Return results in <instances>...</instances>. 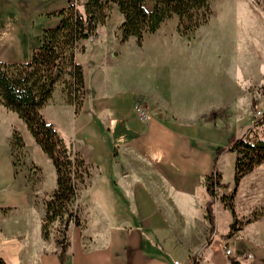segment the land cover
I'll use <instances>...</instances> for the list:
<instances>
[{"label": "crops", "instance_id": "0c3cea01", "mask_svg": "<svg viewBox=\"0 0 264 264\" xmlns=\"http://www.w3.org/2000/svg\"><path fill=\"white\" fill-rule=\"evenodd\" d=\"M74 1L0 0V48L6 56L0 62H28L42 32L59 24L53 14ZM146 10L151 12V2ZM122 21L112 6L107 21L97 30V39L81 42L84 51L75 54L83 69L86 97L81 112L73 117L80 118L91 104L88 117L77 124L89 151L88 159H82L102 180L98 203L102 211L93 227L83 224L70 229L77 230L78 237L65 264H168L164 257L169 254H176L173 262L189 264H264V213L226 239L232 215L216 200L215 231L206 245L204 180L212 173L216 145L224 141L226 117L250 105L248 79L239 87L229 71H215L214 54L208 64L206 53L179 56L167 43L157 42L149 50L146 39L141 46L134 38L120 43ZM102 30L105 39L100 37ZM90 48L92 59L84 65L78 56ZM87 71L98 77L99 91L91 102ZM138 97L151 110L146 124L133 112ZM65 105L70 106L58 84L41 113L52 124L46 108ZM219 110L228 115L214 121L204 118ZM8 113L0 109V258L6 264H60L54 241L41 236L44 201L56 188L54 168L48 159L38 162L31 157L26 144L38 151L35 142L30 134L19 132L26 166L16 172L9 144L17 123L14 117L10 121ZM230 134L227 140L246 135ZM234 162L233 153L217 162L225 186L218 189V198L232 191ZM223 170L229 173L225 181ZM233 209L237 219L256 210L264 212V164L241 180ZM215 212L223 218L220 230ZM226 248L230 256L225 255Z\"/></svg>", "mask_w": 264, "mask_h": 264}, {"label": "trees", "instance_id": "16d2710c", "mask_svg": "<svg viewBox=\"0 0 264 264\" xmlns=\"http://www.w3.org/2000/svg\"><path fill=\"white\" fill-rule=\"evenodd\" d=\"M212 1L215 0H85L83 11H80L77 3H70L53 14L59 18V24L54 29L42 32L39 45L31 53L28 62H0L2 106L25 125L55 171L56 188L44 201L41 236L43 240H48L51 227L57 224L53 241L60 264H65L71 247L70 229L83 226L76 201L89 173L82 157L67 146L54 126L45 120L42 109L52 98L56 85L60 84L66 103L72 106L74 116L79 115L84 105L86 89L83 69L75 61V54L84 51L80 46L81 42L97 39V30L107 21L112 6L117 8L123 19L118 28L120 43L134 38L137 45L141 46L145 35L154 34L172 17L178 20L177 34L189 38L210 19L209 5ZM148 2L152 3L151 12L146 10ZM224 116L225 111L219 110L204 118L214 121ZM13 147H24L17 130L12 131L10 148ZM226 153L235 155L233 186L230 194L218 198V189L225 186L221 182L217 162ZM263 164L264 110L253 120L244 137H230L223 147L214 150L212 173L204 180L208 195L205 220L209 226L206 245L211 243L215 231L213 205L216 200L232 215L226 239H231L244 225L263 215V210H256L246 218L237 219L233 209L234 197L241 180ZM0 264L6 263L0 258Z\"/></svg>", "mask_w": 264, "mask_h": 264}, {"label": "rangeland", "instance_id": "374dc122", "mask_svg": "<svg viewBox=\"0 0 264 264\" xmlns=\"http://www.w3.org/2000/svg\"><path fill=\"white\" fill-rule=\"evenodd\" d=\"M22 1L14 0L16 3ZM75 1H77L78 8L82 11L85 0ZM209 8L211 11L210 19L194 34L189 36V38H183L177 34L176 28L178 20L176 17H172L165 21L154 34L145 35L144 39L146 40L144 45L149 50L157 42L167 43L173 51V54L179 56L188 55L198 57L199 55L204 56L206 53L208 64L212 61L214 54L213 69L215 71H229L232 78L239 81L237 83L239 87H241V82L243 83L248 79L249 83H246V85L248 86L247 93L248 97H250V105L246 106V110L239 109L233 112L231 116L225 112L228 116L226 117L225 115L224 117L228 120L223 122L222 125L224 141L216 145V147H221L226 144V137H229L231 135L230 133H234L235 136L246 134L247 127L255 119L254 114L264 110V0H215L210 3ZM112 23L116 24V20L113 19ZM100 37L105 39L103 30L101 31ZM92 55L93 51L90 48L87 54L78 56V60L84 65H87L91 61ZM4 57L6 56L1 54L0 48V58ZM207 70H211L209 66ZM87 72L91 102L99 91L98 77L94 73L90 74L89 71ZM58 98V95H56L55 100H58ZM90 105L88 104L84 114L77 120L74 119L72 108L68 105L56 107L55 109L47 107L45 110V114L47 117H51V123L65 144L74 152L77 150L82 158L84 156L87 159L89 151L84 144L77 123L88 117ZM2 108L3 106L0 101V109ZM8 114L10 121L14 117L17 123L14 130L20 132L21 136H25V134L29 135L25 125L14 114ZM226 129L229 130L225 132ZM30 139L32 140L31 136ZM33 144L38 151L32 150L30 145L26 144V149L31 157L38 162L40 158L47 160L39 147L35 143ZM10 157L16 172L26 166L23 148H10ZM85 162L88 166L89 176L79 191V200L77 199L76 204L79 206V214L85 228L89 229L101 217L102 206H98V203L101 204L102 201L100 197L102 193V180L95 168L88 165L87 160ZM228 174L226 170H223L224 181L228 179ZM215 213L218 218L217 229L220 230V224H222L223 218L220 213ZM56 227L57 224L51 227L49 240H53ZM69 236L71 244H76L78 231L70 230ZM216 241L220 242L219 238H216ZM175 258H177L176 254H169L164 257V260L166 263L172 264Z\"/></svg>", "mask_w": 264, "mask_h": 264}, {"label": "built area", "instance_id": "2783aa9c", "mask_svg": "<svg viewBox=\"0 0 264 264\" xmlns=\"http://www.w3.org/2000/svg\"><path fill=\"white\" fill-rule=\"evenodd\" d=\"M74 4L77 3V1L73 2ZM133 112L136 115L139 122L146 124L149 122L151 118V110L149 106L147 105L146 101L142 97L136 98V100L133 103ZM261 115V112H256L254 114V118H258ZM225 255L230 256L231 252L230 249H225ZM173 264H189L188 262H181V261H174ZM230 264V263H228Z\"/></svg>", "mask_w": 264, "mask_h": 264}]
</instances>
